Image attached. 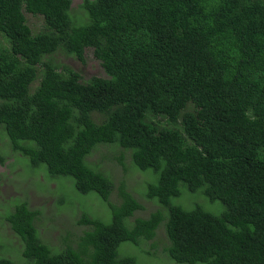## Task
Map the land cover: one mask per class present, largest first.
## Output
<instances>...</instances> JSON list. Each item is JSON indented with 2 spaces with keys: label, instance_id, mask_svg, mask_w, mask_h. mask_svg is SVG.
I'll use <instances>...</instances> for the list:
<instances>
[{
  "label": "trees",
  "instance_id": "16d2710c",
  "mask_svg": "<svg viewBox=\"0 0 264 264\" xmlns=\"http://www.w3.org/2000/svg\"><path fill=\"white\" fill-rule=\"evenodd\" d=\"M80 10L0 0V129L31 168L97 195L108 220L84 214L82 232L54 249L23 203L1 239L21 242L27 264H140L122 244L159 233L177 264H264V0H84ZM25 12L46 30L34 35ZM58 50L90 52L104 77L81 80L50 58ZM99 145L119 152L123 172L128 158L146 174L149 212L111 170L89 165ZM182 185L225 211L185 209ZM0 264L17 262L0 250Z\"/></svg>",
  "mask_w": 264,
  "mask_h": 264
},
{
  "label": "rangeland",
  "instance_id": "374dc122",
  "mask_svg": "<svg viewBox=\"0 0 264 264\" xmlns=\"http://www.w3.org/2000/svg\"><path fill=\"white\" fill-rule=\"evenodd\" d=\"M84 0H72V10L79 12L80 6ZM26 20L34 35L46 30L44 19L40 15H32L25 12ZM0 41H3L0 37ZM50 58L54 63L62 67H68L79 74L81 80L88 81L93 77H104V72L94 59L92 54H85V61L77 59L75 56L67 55L62 50H58ZM32 84V88H35ZM95 120L100 123L103 119L101 115L96 114ZM7 137L0 129V153L5 157V162L0 163V236L9 238L10 232L7 231L8 225L5 217L10 214L12 207L27 203L32 210H38L40 217L37 221V229L40 239L43 243L49 244L54 249H59L64 236L67 233L78 235L83 228L78 222L84 214L90 217H101L108 220V208L106 204L95 194L82 196L77 194L73 180L68 177L52 178L45 173L44 168L33 169L29 165V160L21 158L12 153L7 145ZM111 146L99 145L93 152L86 157L89 158L90 166L102 168L105 173L110 171L112 181L118 184L124 181L129 192L134 194L137 201L145 208L141 214H146L151 210L150 203L142 198L145 190L146 174L139 171L134 166L129 165V159H125L127 172H123L116 159L119 152L112 149ZM86 161V160H85ZM87 164V163H86ZM99 168V169H100ZM95 170V169H94ZM101 172L99 170H96ZM102 173V172H101ZM186 195H181L178 200L187 210L194 209L199 205L206 211L220 216L225 211V206L219 202L212 203L202 193L189 192L184 185L181 186ZM216 208L213 209L212 208ZM64 237V238H63ZM167 239L165 234L159 233L153 241L135 247L128 243L121 246L122 256L130 255L137 258L140 264H177L169 259L166 254H162L160 248L166 246ZM155 247H152V246ZM63 246V245H62ZM160 249V250H159ZM0 250L7 258H11L17 264H27V261L21 258L23 253V244L2 240L0 237Z\"/></svg>",
  "mask_w": 264,
  "mask_h": 264
},
{
  "label": "clouds",
  "instance_id": "9594fccd",
  "mask_svg": "<svg viewBox=\"0 0 264 264\" xmlns=\"http://www.w3.org/2000/svg\"><path fill=\"white\" fill-rule=\"evenodd\" d=\"M160 249H161V248H160ZM160 249H159V250H160Z\"/></svg>",
  "mask_w": 264,
  "mask_h": 264
}]
</instances>
